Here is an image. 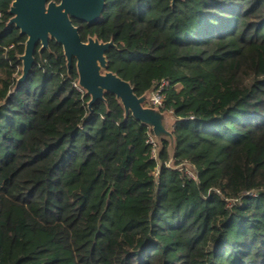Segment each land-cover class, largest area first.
<instances>
[{"label":"trees","instance_id":"trees-1","mask_svg":"<svg viewBox=\"0 0 264 264\" xmlns=\"http://www.w3.org/2000/svg\"><path fill=\"white\" fill-rule=\"evenodd\" d=\"M106 2L74 24L138 96L168 82L173 164L115 96L89 109L54 40L17 86L0 0V264H264V0Z\"/></svg>","mask_w":264,"mask_h":264},{"label":"water","instance_id":"water-1","mask_svg":"<svg viewBox=\"0 0 264 264\" xmlns=\"http://www.w3.org/2000/svg\"><path fill=\"white\" fill-rule=\"evenodd\" d=\"M182 1L185 0H171V5ZM106 7V0H12L8 26L14 25L20 35L26 37L24 54L18 58L22 63V75L17 86L30 76L37 47L40 46V52L48 50L50 41L54 40L63 48L69 71L76 63L78 86L90 97L89 109L92 111L98 102L106 101V94L115 96L126 119L132 116L149 129L159 151L164 142L169 144L171 164L176 148L174 116L159 108L147 107L151 91L138 96L131 82L110 70L107 54L115 47L114 40L103 42L97 37H88L83 41L79 27L74 24L78 21L95 25Z\"/></svg>","mask_w":264,"mask_h":264},{"label":"built area","instance_id":"built-area-1","mask_svg":"<svg viewBox=\"0 0 264 264\" xmlns=\"http://www.w3.org/2000/svg\"><path fill=\"white\" fill-rule=\"evenodd\" d=\"M167 84H168L167 81H162L159 87H157L151 91L152 94H151V97L149 99V102H151V107L159 108L161 110V108L163 106V100H164L163 88ZM151 142L155 145V149H156V143H155V140L153 137L151 138ZM154 156L155 157L157 156V155H155V150H154Z\"/></svg>","mask_w":264,"mask_h":264},{"label":"rangeland","instance_id":"rangeland-1","mask_svg":"<svg viewBox=\"0 0 264 264\" xmlns=\"http://www.w3.org/2000/svg\"><path fill=\"white\" fill-rule=\"evenodd\" d=\"M151 94H152V92H150V97H151ZM146 106L147 107H151V102H148L146 104ZM158 153H159V147L157 146L156 149H155V155H157ZM172 164H173V161L171 162V164L169 162V165H172ZM189 171H192V169L190 168ZM189 173H191V175H193L192 172H189Z\"/></svg>","mask_w":264,"mask_h":264}]
</instances>
